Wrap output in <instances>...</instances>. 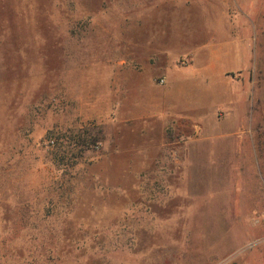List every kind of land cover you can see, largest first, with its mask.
<instances>
[{"label":"rangeland","instance_id":"374dc122","mask_svg":"<svg viewBox=\"0 0 264 264\" xmlns=\"http://www.w3.org/2000/svg\"><path fill=\"white\" fill-rule=\"evenodd\" d=\"M210 46L214 109L145 112ZM232 263L264 264V0H0V264Z\"/></svg>","mask_w":264,"mask_h":264},{"label":"crops","instance_id":"0c3cea01","mask_svg":"<svg viewBox=\"0 0 264 264\" xmlns=\"http://www.w3.org/2000/svg\"><path fill=\"white\" fill-rule=\"evenodd\" d=\"M152 43L155 44V38H152ZM200 58H203L205 69H199V77H189L185 73L172 74L170 72L165 76L166 90L162 91L160 98H156L157 92L151 97L145 98V112L160 115L177 114L183 112H191L193 109L205 110L206 114L214 109L218 103L211 99V93H214L211 88L206 86V82H217L223 79V74L218 70L217 66L211 61L218 57L214 46L199 53ZM211 92V93H210ZM210 94V97H209ZM173 95L174 100L170 102L167 96ZM166 114V115H165ZM237 264V263H236Z\"/></svg>","mask_w":264,"mask_h":264},{"label":"water","instance_id":"95a60500","mask_svg":"<svg viewBox=\"0 0 264 264\" xmlns=\"http://www.w3.org/2000/svg\"><path fill=\"white\" fill-rule=\"evenodd\" d=\"M232 264H236V263H232Z\"/></svg>","mask_w":264,"mask_h":264}]
</instances>
